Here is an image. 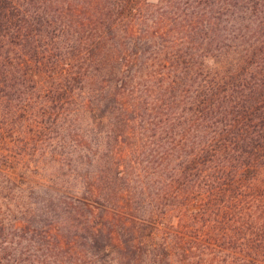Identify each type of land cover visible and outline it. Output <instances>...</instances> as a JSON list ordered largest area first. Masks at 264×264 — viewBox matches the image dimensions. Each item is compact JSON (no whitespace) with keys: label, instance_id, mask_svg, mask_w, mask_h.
<instances>
[{"label":"trees","instance_id":"trees-1","mask_svg":"<svg viewBox=\"0 0 264 264\" xmlns=\"http://www.w3.org/2000/svg\"><path fill=\"white\" fill-rule=\"evenodd\" d=\"M0 264H264V0H0Z\"/></svg>","mask_w":264,"mask_h":264},{"label":"rangeland","instance_id":"rangeland-1","mask_svg":"<svg viewBox=\"0 0 264 264\" xmlns=\"http://www.w3.org/2000/svg\"><path fill=\"white\" fill-rule=\"evenodd\" d=\"M90 120L91 118L89 114L85 115L81 119V122H79L77 127H83V129H85L86 125L89 123ZM23 137L25 138L28 137L27 130H25V134L23 135ZM22 147L24 151L27 149L25 143H22ZM36 165L37 164L34 162V160L32 159L28 160L27 157L25 159V163L19 162V164L13 168V170L15 171L12 172V174L17 175L19 171L21 173L27 174L29 178V182H31L32 185L42 183V184H47V186L51 185L57 188L63 187L68 192H73V193L75 191L80 193L84 191L86 192V188L88 187V185L84 181L83 177L79 176V174L86 175L87 170H89V166L85 165V163L80 164L77 168V171H73V172L68 167H63L62 169L58 166L56 167L55 164L52 163L51 157L47 158V161L46 159L43 160V163L41 165H38L40 167L39 170L36 168ZM48 189L46 188L35 189L36 192L35 194H33L32 201L36 203L37 206L38 205L43 206L50 213L61 215L63 210V206L60 203L61 197L57 196L55 199L56 196L55 194H57L56 193L57 191L48 190ZM104 190L107 191L105 187ZM48 193L50 194L53 200L50 199Z\"/></svg>","mask_w":264,"mask_h":264}]
</instances>
